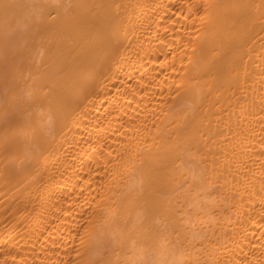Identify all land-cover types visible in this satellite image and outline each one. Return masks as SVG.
<instances>
[{"label": "bare ground", "instance_id": "6f19581e", "mask_svg": "<svg viewBox=\"0 0 264 264\" xmlns=\"http://www.w3.org/2000/svg\"><path fill=\"white\" fill-rule=\"evenodd\" d=\"M0 264H264V0H0Z\"/></svg>", "mask_w": 264, "mask_h": 264}]
</instances>
